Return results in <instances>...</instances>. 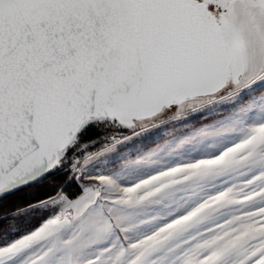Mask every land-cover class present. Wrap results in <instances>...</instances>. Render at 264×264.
I'll return each mask as SVG.
<instances>
[{"label":"snow or ice","instance_id":"1","mask_svg":"<svg viewBox=\"0 0 264 264\" xmlns=\"http://www.w3.org/2000/svg\"><path fill=\"white\" fill-rule=\"evenodd\" d=\"M234 88L257 102L233 115L242 134L223 142L210 159L244 147L264 130V0H0V198L33 185L52 194L56 189L49 177L65 184L53 203L37 199L28 211L0 217V236L10 228L19 231L28 212L39 218L31 231L0 249L54 226L47 238L0 264H25L29 257L27 264H61L68 249H53L57 238L61 244L84 245L82 255L74 253L80 264H133L141 240L155 237L186 212L169 213L136 240L119 228L105 237L103 229L114 225L116 209L129 200L130 190L199 159H153L147 153L113 173L81 169L76 156L71 176L62 172L65 161L86 137L100 141L111 134L132 141L129 134L139 122L178 115L198 96ZM216 132L210 125L201 134L212 142ZM94 155L89 153L85 164ZM113 183L121 191L113 193ZM143 196L138 193L131 203H143ZM229 230H209L200 254L184 257L187 264H210L205 258L226 243L222 237ZM97 237V243L89 242ZM256 243L247 245L244 255ZM50 249L54 254L46 255ZM241 259L233 253L220 264ZM259 259L253 256L247 264ZM139 264H147V258Z\"/></svg>","mask_w":264,"mask_h":264},{"label":"rangeland","instance_id":"2","mask_svg":"<svg viewBox=\"0 0 264 264\" xmlns=\"http://www.w3.org/2000/svg\"><path fill=\"white\" fill-rule=\"evenodd\" d=\"M255 102L257 101L251 93L240 92L235 88L214 98L193 100L178 115L162 117L137 126L135 132L129 134L133 138L132 141L109 134L100 141L81 144L76 155L65 161L62 171H67L68 176L73 175L72 160L76 156L80 157L81 169L113 173L137 163L147 153H151L153 159L198 158L199 163L196 165H190L170 176L155 180L153 184L130 190L129 200L116 209L113 227L121 229L133 240L152 232L169 213L186 212L180 219L159 231L155 237L141 240V243L135 246L140 255L133 264H139L145 258L147 264H187L184 257L191 259L198 256L203 250L200 242L209 230L217 226L230 230L222 237L226 243L206 257V262L220 264L225 256L236 253L243 256L239 264H247L253 256L260 257L256 264H264L262 255L264 239H261L264 238V148L261 147L264 145V130L257 131L244 147L230 149L223 157L209 158L223 142L242 134V128L232 123V117ZM247 122H253L252 116L247 117ZM210 125L217 128L212 142L201 134L202 130ZM117 140L121 142L117 143ZM190 148H194L191 153ZM89 153H94V158L85 164L84 160ZM110 187L113 193L121 191L116 183ZM158 190L162 191L156 195ZM140 192L144 193L142 197L144 202L131 203ZM58 194L63 195V192ZM56 196L48 199V202L53 203ZM32 207L34 205L13 213L2 214L0 217L11 218ZM252 208H258L259 211L251 212ZM33 216V212H28L19 221V231H11L10 228L6 235L0 236V245L9 243L36 227L39 218ZM225 221L227 223H224ZM9 223L12 224V221L9 220ZM52 227L54 226L32 238L0 249V259L17 254L37 241L47 238ZM108 227L103 229L105 237L111 235ZM183 231H186V237H182L185 235ZM99 239L93 238L89 242L97 243ZM183 241L188 242V247L184 248ZM256 241L259 243L255 244L254 250L244 255L247 251L246 246ZM52 245L53 249H68L67 260H63L61 264H80L79 255L83 254V244H61L57 238L52 241ZM211 246L210 244L209 247ZM155 249L159 252L164 250L166 256L158 257ZM76 252H79V255L74 257ZM128 252L131 254L132 250ZM49 254H54L52 249L46 253ZM154 254L156 255L154 260H150ZM30 259L26 258L25 264ZM104 264L109 262L105 261Z\"/></svg>","mask_w":264,"mask_h":264},{"label":"trees","instance_id":"3","mask_svg":"<svg viewBox=\"0 0 264 264\" xmlns=\"http://www.w3.org/2000/svg\"><path fill=\"white\" fill-rule=\"evenodd\" d=\"M103 138V137H101ZM100 138V140H101ZM97 142L96 140H90L87 137L85 138V141L82 144H91ZM63 173L68 175L67 171H62ZM47 183H49L50 185H53L56 189L55 192H53L52 194H50L48 191H46L44 188L40 187L39 185H33L31 187H27L17 193H14L2 200H0V215L2 214H6V213H13L16 211H19L21 209H25L29 206V204H34L35 201L37 199H51L53 197H55L59 192H63V189L65 187V184H62L60 182H58L56 179L49 177L47 180ZM72 189H69V191H71ZM51 195V198L47 197L48 195ZM183 233L185 235H182V237H186L187 233L186 231H183ZM184 248L188 247V242H184ZM184 250V249H183ZM155 254L159 257V255H161L162 257L166 256L165 251H158L157 249H155ZM159 252V253H158ZM162 252V254H160ZM154 257L151 255L150 259L154 260ZM163 259V258H162Z\"/></svg>","mask_w":264,"mask_h":264},{"label":"water","instance_id":"4","mask_svg":"<svg viewBox=\"0 0 264 264\" xmlns=\"http://www.w3.org/2000/svg\"><path fill=\"white\" fill-rule=\"evenodd\" d=\"M214 97H216V96H198V97H196L194 100H197V99H210V98H214ZM162 118V117H161ZM160 119V118H159ZM158 120V119H157ZM154 121H156V120H154ZM150 122H153V121H141V122H139L138 124H137V126H140V125H144V124H147V123H150ZM136 126V127H137ZM23 189H25V188H23ZM23 189H21V190H23ZM20 190V191H21ZM19 192V191H18ZM17 193V192H16ZM10 196V195H9ZM6 197H8V196H6ZM6 197H3V198H0V200H2V199H4V198H6ZM16 254H10V255H7V256H5V257H3V258H1V259H5V258H9V257H12V256H15Z\"/></svg>","mask_w":264,"mask_h":264},{"label":"crops","instance_id":"5","mask_svg":"<svg viewBox=\"0 0 264 264\" xmlns=\"http://www.w3.org/2000/svg\"><path fill=\"white\" fill-rule=\"evenodd\" d=\"M108 226H109V227H108L109 230L111 231L110 233H112V231H113V229H114L113 225H108ZM123 255H124V253L121 254V256H123ZM150 260H151V259H150Z\"/></svg>","mask_w":264,"mask_h":264}]
</instances>
